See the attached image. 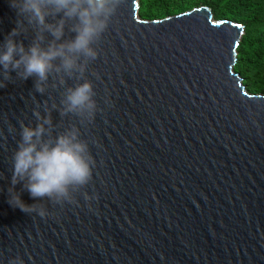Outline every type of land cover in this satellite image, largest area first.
<instances>
[{
  "label": "water",
  "instance_id": "95a60500",
  "mask_svg": "<svg viewBox=\"0 0 264 264\" xmlns=\"http://www.w3.org/2000/svg\"><path fill=\"white\" fill-rule=\"evenodd\" d=\"M137 9L119 0L83 74L53 71L38 93L34 77L10 71L0 88V264H264V95L233 72L243 27L206 7L153 21ZM16 20L0 0V41ZM34 33L15 39L27 47ZM81 78L98 109L84 124L59 111ZM37 106L53 135L77 126L94 160L72 203L14 186L25 204L43 200L44 218L9 205L6 191L19 123H34Z\"/></svg>",
  "mask_w": 264,
  "mask_h": 264
},
{
  "label": "clouds",
  "instance_id": "9594fccd",
  "mask_svg": "<svg viewBox=\"0 0 264 264\" xmlns=\"http://www.w3.org/2000/svg\"><path fill=\"white\" fill-rule=\"evenodd\" d=\"M16 11L17 20L0 41V88L5 87L10 71L20 79L34 77V88L43 93L50 73L63 72L66 75L83 74L85 66L97 57L93 41L105 30L119 0H8ZM59 14V16H57ZM48 17L55 19L50 21ZM66 21H73L69 30L74 33L70 39H61ZM34 26L33 41L27 47L15 37ZM51 39L41 44L43 34ZM58 61V63H56ZM63 83V80H61ZM92 83L81 78L78 83L65 89L60 101L61 115L71 113L81 124L94 118L97 105ZM56 107V105H53ZM35 122L19 123V138L11 154V175L7 188V203L25 213H35L44 218L46 208L25 204L14 186L19 182L30 197L47 198L62 204L72 203L71 193L89 182L94 160L89 152L88 142L80 137L77 126H69L52 134V121L48 109L41 114L39 106L32 109ZM81 195L85 201L95 199V193ZM7 264H24L19 256L9 257Z\"/></svg>",
  "mask_w": 264,
  "mask_h": 264
},
{
  "label": "trees",
  "instance_id": "16d2710c",
  "mask_svg": "<svg viewBox=\"0 0 264 264\" xmlns=\"http://www.w3.org/2000/svg\"><path fill=\"white\" fill-rule=\"evenodd\" d=\"M206 7L214 21L243 27L233 72L250 94L264 95V0H138L137 17L153 21Z\"/></svg>",
  "mask_w": 264,
  "mask_h": 264
}]
</instances>
